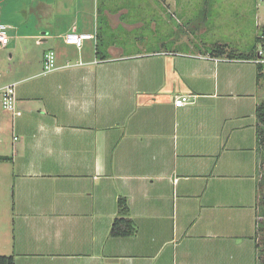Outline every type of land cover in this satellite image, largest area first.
Instances as JSON below:
<instances>
[{"label": "crops", "instance_id": "obj_1", "mask_svg": "<svg viewBox=\"0 0 264 264\" xmlns=\"http://www.w3.org/2000/svg\"><path fill=\"white\" fill-rule=\"evenodd\" d=\"M141 2L165 26L188 6L0 0L9 37L0 48V90L13 85L21 111L13 119L0 105V199L11 196L1 216L22 210L17 236L15 222L13 236L0 228L12 240L0 248L14 264L257 262L256 64L205 50L226 45L233 56L247 55L257 36L248 46L167 47L165 35L156 51L139 44L126 51L111 36L146 25L124 19L132 10L141 18ZM68 33L94 38L78 49L65 43ZM47 51L56 57L50 72L42 66ZM183 95L190 103L177 108L174 98ZM120 196L133 237L109 236ZM21 225L36 234L23 237Z\"/></svg>", "mask_w": 264, "mask_h": 264}, {"label": "rangeland", "instance_id": "obj_2", "mask_svg": "<svg viewBox=\"0 0 264 264\" xmlns=\"http://www.w3.org/2000/svg\"><path fill=\"white\" fill-rule=\"evenodd\" d=\"M184 3L187 6L184 12H179L175 14L174 20L168 21V26L163 24V21H154L156 14L151 8L147 6L149 2H141L143 7L137 11V15L134 16V10L130 13V16L125 17V20L133 21V17L139 18V20H144L146 25L142 28H136L130 33H123L121 28L111 36V42L118 46H124L126 51H131L134 49L130 47L132 44H139L145 48V51H156L158 49V43L166 42L167 38L164 37L168 35V42L165 43L167 47H173V41L193 42L194 46H200V44H207V47L212 44L221 43H233L237 45V41L241 40L245 46L251 45L253 43L255 35L259 34V26L264 18V11L262 7L259 9L255 6L254 0H186ZM36 4V2L34 1ZM181 3V2H180ZM18 5H21L19 1ZM116 5V4H115ZM25 4L21 5L24 9ZM145 7V8H144ZM132 15V16H131ZM154 15V17L152 16ZM38 19V15L33 16V20ZM136 19V18H135ZM154 21L156 23V32H152L149 24ZM169 35L172 37L171 42L169 41ZM232 45V44H231ZM129 47V48H127ZM259 88L256 94L257 103L264 99V70L263 77L259 79ZM128 104L125 103L124 107ZM256 119V116H255ZM257 148V146H256ZM259 152V154H258ZM258 155V169H257V185H259L256 196V221L264 225V145L261 146ZM6 196V197H5ZM0 199L1 206L7 202L11 197L10 195H5ZM6 205H8L6 203ZM12 209L8 211L10 217L7 221L5 218V212L1 216L0 210V228L11 227V236H13V225L15 222L17 228H15V236L18 233V219H21V213L16 216L12 214ZM5 211V210H4ZM26 211L23 210V213ZM31 218L34 215L29 212ZM113 222V221H112ZM171 225V220H168ZM23 232V233H22ZM36 233L34 231L29 232L26 230L25 226H20V235L23 237H32ZM256 244L258 245V262L264 264V231L256 232ZM12 240L8 234H3L0 237V244H12ZM2 247V246H1ZM3 248V247H2ZM13 251V249H11ZM10 250V251H11ZM36 251V250H34ZM10 253L4 251L0 248V255H7ZM31 260L29 256V261ZM72 261H78L76 257Z\"/></svg>", "mask_w": 264, "mask_h": 264}, {"label": "trees", "instance_id": "obj_3", "mask_svg": "<svg viewBox=\"0 0 264 264\" xmlns=\"http://www.w3.org/2000/svg\"><path fill=\"white\" fill-rule=\"evenodd\" d=\"M257 43H258V37H256L255 39L254 47L249 51L247 55H243V56L241 55L233 56L231 51L227 50L226 45H214L209 48H206L205 50L211 56L226 55L227 58L246 60L255 57V50ZM256 69H257L256 81L258 83L259 79L263 77L264 64H256ZM255 116H256L257 152H258L261 146L264 145V99H262L256 105ZM259 185H257V190ZM256 230L257 232L264 231V225L257 222ZM135 232H136V228L133 220L130 218L127 199L125 197L120 196L116 201V217L114 218L110 226L109 236L113 238L133 237L135 235ZM255 249H256V261H257L256 264H260L258 262L259 251L257 244H255ZM0 264H14V257L12 255H0Z\"/></svg>", "mask_w": 264, "mask_h": 264}, {"label": "built area", "instance_id": "obj_4", "mask_svg": "<svg viewBox=\"0 0 264 264\" xmlns=\"http://www.w3.org/2000/svg\"><path fill=\"white\" fill-rule=\"evenodd\" d=\"M262 7L264 11V0H256V8ZM258 43L256 45L255 57L252 61L255 64H264V18L259 26ZM93 35L86 33H68L64 36V41L66 44L74 45L78 49L81 48L85 40L93 39ZM9 43L8 37V27L0 23V48L5 47ZM56 57L53 51H47L43 55L42 66L45 72H50L55 69ZM190 103L189 96H177L174 98V105L177 108L183 107ZM0 105L1 109L12 116V118H17L21 115V111L17 106V100L15 95V90L13 85L6 86L0 90ZM17 138L14 137V140Z\"/></svg>", "mask_w": 264, "mask_h": 264}]
</instances>
